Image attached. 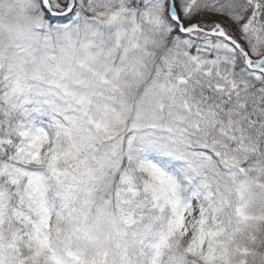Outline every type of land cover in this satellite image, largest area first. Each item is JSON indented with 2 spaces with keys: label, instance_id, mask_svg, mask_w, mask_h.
Wrapping results in <instances>:
<instances>
[{
  "label": "snow or ice",
  "instance_id": "snow-or-ice-1",
  "mask_svg": "<svg viewBox=\"0 0 264 264\" xmlns=\"http://www.w3.org/2000/svg\"><path fill=\"white\" fill-rule=\"evenodd\" d=\"M0 264H264V0H0Z\"/></svg>",
  "mask_w": 264,
  "mask_h": 264
}]
</instances>
